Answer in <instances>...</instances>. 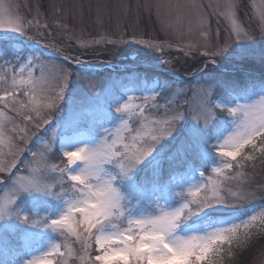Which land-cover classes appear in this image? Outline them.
I'll use <instances>...</instances> for the list:
<instances>
[{
	"label": "snow or ice",
	"instance_id": "obj_1",
	"mask_svg": "<svg viewBox=\"0 0 264 264\" xmlns=\"http://www.w3.org/2000/svg\"><path fill=\"white\" fill-rule=\"evenodd\" d=\"M185 7L204 35L200 6H175L178 13ZM234 7L225 0L221 14L231 16ZM254 7L264 21V0ZM232 36L251 42L234 43ZM24 37L41 43L0 3V264H67L70 237L81 246V264H213L222 245L242 229L247 237L258 219L264 223V209L238 214L254 193L223 194L233 179L228 172L254 161L252 153L264 156V43L257 50L238 27L222 46L205 43V69L223 57L225 72L219 78L205 72L208 79L185 87L150 77L141 85L136 69L156 58L139 49L131 50L139 54L125 70L131 80L97 78L95 67L79 58L71 61L75 69L47 61ZM134 43L162 49L151 40ZM257 60L259 75L252 67ZM5 110L36 129L57 118L22 173L16 172L21 156L40 137L29 136ZM58 152L66 163L52 162Z\"/></svg>",
	"mask_w": 264,
	"mask_h": 264
},
{
	"label": "rangeland",
	"instance_id": "obj_2",
	"mask_svg": "<svg viewBox=\"0 0 264 264\" xmlns=\"http://www.w3.org/2000/svg\"><path fill=\"white\" fill-rule=\"evenodd\" d=\"M193 2L200 6L199 11L205 18L204 35H201L199 18L193 10L185 7L178 13L175 8L177 4L187 5ZM260 2L261 0H233L235 5L233 14L226 16L221 14L224 12L225 0H0L11 16L19 17L23 21L26 36L40 40L42 45L60 49L72 60L78 56L77 58L90 65H94L96 59L100 60L101 63L95 69L97 78L110 76L113 79H124L127 76L131 80V75L125 70L133 68L129 60L139 54L131 50L139 49L159 61L158 65L156 60L145 61L136 69L141 76V85L146 83L145 77H150L182 83L185 87L189 84L195 85L202 78L208 79V75H204L205 72L217 76L216 72L225 71L223 65L220 64L223 57H217V63L205 69V61L210 58L202 56L201 53L205 50V43L208 47L216 44L222 46L224 41L230 39V33L234 27L246 32L252 40L256 41L254 47L257 50L260 48L261 43H264V31H262L264 21L261 20L254 7V4L258 5ZM98 9L102 14L100 21L97 20ZM178 15L181 17L179 20ZM121 37L127 41V44L107 43L109 39L116 40ZM134 39L155 41L162 45V49L156 51L147 48L134 43ZM231 39L234 43L251 42L236 41L234 36ZM192 45L195 47H191ZM114 48L115 51H113ZM85 53L88 54L87 57H81ZM44 58L47 61L52 59L60 65L73 69L78 67L61 58L55 59L47 56ZM112 61L116 62L114 67L107 64ZM102 64L106 66L100 67ZM252 67L255 72L260 73L261 65L258 60L253 63ZM213 69L216 71L212 72ZM0 75H3L2 71ZM129 86L133 85L129 84ZM189 98L195 108L198 101L192 97L191 93H189ZM179 103L185 104V99H180ZM7 116L12 117L13 122L19 127H27L29 136L36 133L40 137V140L35 143L30 142L21 156L22 162L18 164L16 172L22 173L26 170L27 161L31 159V151L41 149L42 141L51 134V130L56 126L57 118L54 117L49 124L36 129L32 124H27L22 117L17 116L15 112H7ZM227 118L226 113L222 119ZM8 127L11 129L12 124ZM10 134L19 135L15 132ZM252 154L256 159L245 162L247 165L244 163V167L228 174L233 179L224 185L223 194L225 195L229 192L241 191L255 194L254 200H249L239 206L244 209L238 214L244 216L254 210L259 213L264 209V156H261L259 152ZM62 161L66 163L62 153L58 152L52 162L61 163ZM239 173L243 175L240 176ZM208 175L215 176L216 174L209 170ZM3 198L4 193L0 192V200ZM248 232L250 237L255 233L263 235L264 223L258 219ZM243 238L247 237L242 229L236 240L231 244L225 243L221 246V251L213 258V264L229 255L231 251L242 248L241 245L245 243ZM67 243L74 253L67 257V264H81L78 259L81 254L80 244L74 237H70ZM62 251H67V249H62ZM96 254L93 241L92 255ZM253 257L255 259L249 264H264V242L257 248Z\"/></svg>",
	"mask_w": 264,
	"mask_h": 264
},
{
	"label": "trees",
	"instance_id": "obj_3",
	"mask_svg": "<svg viewBox=\"0 0 264 264\" xmlns=\"http://www.w3.org/2000/svg\"><path fill=\"white\" fill-rule=\"evenodd\" d=\"M220 73H223L225 71H218ZM217 73V76L220 74ZM219 77V76H218ZM219 111V110H218ZM221 118L223 117L222 113H220ZM257 144L259 145L260 142L257 141ZM245 153H251V149L246 147ZM239 159V158H238ZM246 164V163H245ZM247 165V164H246ZM232 171L228 172V174H231ZM257 198V197H256ZM250 199L251 201L254 200ZM244 244H242V248L235 249L234 251H229V255H226L224 258H221L219 261H217L216 264H249L251 261H253L255 258L253 257L254 254L257 252V248L263 244L264 242V234H256L251 236H247V238H243Z\"/></svg>",
	"mask_w": 264,
	"mask_h": 264
},
{
	"label": "bare ground",
	"instance_id": "obj_4",
	"mask_svg": "<svg viewBox=\"0 0 264 264\" xmlns=\"http://www.w3.org/2000/svg\"><path fill=\"white\" fill-rule=\"evenodd\" d=\"M35 50V49H34ZM51 62L53 63V64H58V65H60L58 62H56V61H54V60H52L51 59Z\"/></svg>",
	"mask_w": 264,
	"mask_h": 264
}]
</instances>
